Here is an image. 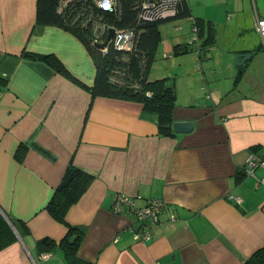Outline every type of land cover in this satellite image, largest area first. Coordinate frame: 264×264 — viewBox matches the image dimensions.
Wrapping results in <instances>:
<instances>
[{"label": "crops", "instance_id": "0c3cea01", "mask_svg": "<svg viewBox=\"0 0 264 264\" xmlns=\"http://www.w3.org/2000/svg\"><path fill=\"white\" fill-rule=\"evenodd\" d=\"M187 2L193 17L214 22L204 7L193 12L200 0ZM37 7V0H0V215L22 231L0 252V264H65L58 249L45 261L38 243L58 244L76 233L78 256L89 264H250L264 248L263 172L240 173L249 154L264 156L260 42L245 35L233 44L223 25L217 38L223 47L216 41L201 56L193 47V62L201 61L178 87L174 120H193L195 127L164 134L137 102L92 99L96 67L88 47L64 28L39 23ZM223 7L225 22L249 27L233 5ZM190 29L188 46L197 47L192 22ZM180 38H162L159 47L173 53ZM248 51L251 58L237 66L235 55ZM44 54L66 74L37 57ZM72 158L94 180L61 222L46 206ZM119 194L138 207L164 202L150 240L136 237L139 223L129 210L113 211ZM55 252L62 258L54 261Z\"/></svg>", "mask_w": 264, "mask_h": 264}, {"label": "trees", "instance_id": "16d2710c", "mask_svg": "<svg viewBox=\"0 0 264 264\" xmlns=\"http://www.w3.org/2000/svg\"><path fill=\"white\" fill-rule=\"evenodd\" d=\"M62 1L37 0V20L41 24L56 25L72 32L88 47L96 67L95 83L90 88L91 98L102 96L137 102L141 105L143 113L155 117L159 131L164 134H175L171 130V123L174 120V112L177 107L175 82L168 83L167 78H152L150 75L151 65L156 60L157 50L162 41L160 27L170 20L189 19L195 32L197 47L190 45L188 48L193 51L194 47L199 56L206 55L207 51L216 43L218 28L212 21L193 17L188 0L174 1L176 13L173 18L155 17L146 22L138 20V10L136 9L138 0H120V16L118 18H116V13L100 11L93 0H72L68 8L60 11ZM101 24L112 25L117 30H137L139 40L136 49L127 55L124 51L114 48H111L108 54L95 48L94 45L97 41H103L101 32L97 31V26ZM254 29L244 27L239 21L235 22V27L229 21L223 26L224 35H230L232 38L235 35L241 38L245 35L255 34ZM188 48L175 45L173 53L179 55L187 52ZM37 57L47 61L53 69L61 74H66L65 67L54 56L44 54ZM240 174L245 176L243 172ZM93 180L94 175L75 165L72 158L46 206L47 211L56 220L64 222L69 208L81 198ZM124 210H128V208L125 206ZM11 222L16 231L21 234L22 231L16 226L14 220ZM16 241V233L9 226L5 217L0 215V252ZM80 243L81 235L76 233L66 236L58 244L54 240L39 241L38 249L40 254H46L56 249L62 251L65 264H89L78 256ZM250 264H264V248L253 255Z\"/></svg>", "mask_w": 264, "mask_h": 264}, {"label": "built area", "instance_id": "2783aa9c", "mask_svg": "<svg viewBox=\"0 0 264 264\" xmlns=\"http://www.w3.org/2000/svg\"><path fill=\"white\" fill-rule=\"evenodd\" d=\"M71 1L72 0H63L61 2L60 11H62V9L64 10L65 8H68L72 3ZM119 1L120 0H93V2L96 4V7H98L100 11L116 13V18L120 16ZM174 1L175 0H138L136 2L138 20L140 22H146L152 20L155 17H161L163 19L173 18L176 13L175 6L173 5ZM255 20V30L258 32L264 47V18L257 14L255 16ZM111 28L115 29V35L112 39L111 45L107 48V50L104 52L102 51L104 54H108L111 48H114L118 51H124V53L127 55L136 49L139 40V34L137 33V30H117L112 25L101 24L97 26V31L101 32L100 35L102 36L103 41L105 40L108 30ZM102 42L97 41L96 43ZM258 169H262L263 171V176L258 180V182L264 184V156H259L256 153L249 154L244 166L245 175L256 177L255 172ZM125 206L139 223L137 229L134 230L136 237L143 240H150L152 238V235L150 234V228L152 225L159 224L161 222V215L165 210L164 202L159 199H151L148 200L144 206L138 207L135 204V200L129 196L121 194L117 195L115 198L113 211L115 213H122ZM41 257L44 260H48L50 258V254H42Z\"/></svg>", "mask_w": 264, "mask_h": 264}, {"label": "rangeland", "instance_id": "374dc122", "mask_svg": "<svg viewBox=\"0 0 264 264\" xmlns=\"http://www.w3.org/2000/svg\"><path fill=\"white\" fill-rule=\"evenodd\" d=\"M218 3V6L214 2H210L209 0H200V3H193V12L196 14L197 11H203V9L199 10V8L204 7V16L208 19L212 18L214 22H212L219 30L222 29V26L226 23L225 22V8L223 6L231 7L233 5L234 11L237 12L240 19L251 28H255V18L254 13L257 12L260 17L264 18V0H250L248 7L244 4V0H215ZM252 1V2H251ZM211 5L216 6L215 10L209 9L207 11L206 7H210ZM229 11H232L229 9ZM234 15V13H232ZM190 20L186 18L176 19L175 21H167L163 23L160 27V31L162 34L163 40H169L171 42L172 38L181 35V38L178 41H182V46H186L188 48V41L192 42L193 34L191 35L190 29ZM178 25L181 26L178 27ZM179 30H177L178 28ZM195 33V32H194ZM259 35V34H258ZM258 35L251 34L249 39H252L253 43L259 42ZM241 39L238 35L233 36L231 42L235 44L237 39ZM162 40V41H163ZM177 41V42H178ZM176 42V43H177ZM217 46L223 47V43L220 40H217ZM163 47H159L157 50V57L156 60L151 65L150 75L151 77H159V78H167L168 83L175 82L176 85V92L178 87L183 86L186 78L188 77V70L189 68L198 69L199 63L201 60L198 59L197 66L193 62V58L195 56L194 52L188 48V51L179 55L174 53H170L168 55L164 54L162 49ZM217 48L212 50L213 58L210 59V62H216L217 55H216ZM236 56V55H235ZM198 58V56H195ZM205 56L203 57V61H205ZM225 66L221 67L224 68ZM259 172H263L262 169ZM264 185V184H263ZM58 256L62 258L61 252H55L54 254V261L58 260ZM46 261V260H45Z\"/></svg>", "mask_w": 264, "mask_h": 264}, {"label": "water", "instance_id": "95a60500", "mask_svg": "<svg viewBox=\"0 0 264 264\" xmlns=\"http://www.w3.org/2000/svg\"><path fill=\"white\" fill-rule=\"evenodd\" d=\"M115 35V29L111 28L108 30V33L105 37V40L102 43H95V48H97L100 51H106L107 48L111 45L112 39ZM251 54L250 53H243V54H236L235 56V62L237 66L241 67L244 65V63L249 60ZM243 58V59H241ZM241 59V60H240ZM170 127V125H169ZM195 127V121L193 120H173L171 123V130L175 134H188L193 131ZM245 166V165H244ZM244 171V168H243ZM245 174V172H243ZM246 176V175H245ZM6 218V217H5ZM7 220V218H6ZM9 226L16 232L14 225L11 222H8Z\"/></svg>", "mask_w": 264, "mask_h": 264}, {"label": "flooded vegetation", "instance_id": "af4514ba", "mask_svg": "<svg viewBox=\"0 0 264 264\" xmlns=\"http://www.w3.org/2000/svg\"><path fill=\"white\" fill-rule=\"evenodd\" d=\"M259 42H260V45H259V47H260V49L259 50H262L263 52H264V47H263V44H262V41H261V39L259 40ZM246 53H252V52H250V51H248V52H246ZM251 56H252V54H251ZM251 56H250V58H251ZM249 58V59H250ZM241 59H243V58H241ZM240 59V60H241ZM245 64V63H244ZM244 66V65H243ZM243 66H241V67H243ZM239 69H241V68H239ZM121 195H124V194H121Z\"/></svg>", "mask_w": 264, "mask_h": 264}, {"label": "clouds", "instance_id": "9594fccd", "mask_svg": "<svg viewBox=\"0 0 264 264\" xmlns=\"http://www.w3.org/2000/svg\"><path fill=\"white\" fill-rule=\"evenodd\" d=\"M5 219H6V218H5ZM41 256H42V254H41ZM50 258H51V257H50ZM50 258H49V259H50Z\"/></svg>", "mask_w": 264, "mask_h": 264}]
</instances>
